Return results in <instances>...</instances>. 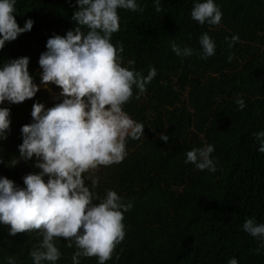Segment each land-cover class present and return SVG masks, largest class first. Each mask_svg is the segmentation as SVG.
Listing matches in <instances>:
<instances>
[{"label": "trees", "instance_id": "obj_1", "mask_svg": "<svg viewBox=\"0 0 264 264\" xmlns=\"http://www.w3.org/2000/svg\"><path fill=\"white\" fill-rule=\"evenodd\" d=\"M138 2L142 12L118 9L120 29L111 42L123 44L122 66L134 60L135 70L145 76L150 66L156 69L146 85L153 108L144 117L132 113L127 102L126 112L143 123L144 135L127 139L130 153L120 163L99 166L95 172L97 196L111 189L133 204L124 213V240L105 264H227L229 258L238 264H264V249L257 254L258 241L242 230L247 218L264 223V153L257 151L253 136L264 130V0H215L222 12L218 26L191 19L194 0H160L159 12L153 0ZM15 7L18 26L27 19L34 24L6 42L0 65L28 57L29 73L39 85L38 60L47 39L73 29L71 16L78 6L75 0H16ZM202 33L216 45L206 60L198 55ZM233 35L239 40L229 48L225 37ZM172 42L191 47L194 54L177 57ZM238 95L245 101L243 110L234 103ZM35 102L46 109L59 103L35 94L20 104L0 105L10 108V132L0 141L5 163L19 156L20 129L32 122ZM161 133L169 136L167 144L159 139ZM206 143L214 146L215 173L184 163L188 150ZM34 162L0 164V176L23 187L22 178L39 171ZM9 227L0 225V264L8 257L16 264H32L29 251L38 239L35 232L13 236ZM65 243L59 238L62 256L57 264H72L74 249ZM80 264H97V258H81Z\"/></svg>", "mask_w": 264, "mask_h": 264}, {"label": "clouds", "instance_id": "obj_2", "mask_svg": "<svg viewBox=\"0 0 264 264\" xmlns=\"http://www.w3.org/2000/svg\"><path fill=\"white\" fill-rule=\"evenodd\" d=\"M153 3L159 12L160 0ZM75 4L73 29L63 36L53 34L39 56V85L29 73L28 57L0 65V105L20 104L50 85L57 86L59 90L52 91H60L62 97V102L47 109L40 102L33 103L32 122L20 129L19 156L7 163L0 158L6 167L34 159L33 166L39 169L22 178L23 187L0 176V225L10 226L8 234L13 236L35 232L38 239L29 251L32 264H57L62 256L59 238H64L65 247L74 249L72 264L93 256L97 264L113 258L125 237L124 213L133 204L111 189L103 197L97 196L95 172L99 166L120 163L127 156V139L138 140L144 135L143 123L133 120L123 106L133 97V87L139 99L157 74L151 66L146 76L135 70L134 60L122 66L123 44L111 42L120 29L118 9L142 12L138 0H75ZM15 5L16 0H0V50L33 27L32 19L18 26ZM190 17L200 25L218 26L222 12L215 0H194ZM238 40V35L225 37L229 48ZM198 43L200 59L215 54V41L207 33L199 36ZM170 47L177 57L194 54L191 47L175 42ZM227 59L230 62L232 56ZM234 103L237 110L246 107L239 95ZM9 132L10 108L0 107V141H5ZM253 136L257 151L264 153V130ZM159 139L167 144L169 136L161 133ZM213 152L212 144L192 147L185 153L184 163L215 173ZM242 230L258 241L255 251L259 254L264 249V223L247 218ZM115 258L118 260L119 254ZM6 264H16L15 258H6ZM227 264H238V260L229 258Z\"/></svg>", "mask_w": 264, "mask_h": 264}, {"label": "rangeland", "instance_id": "obj_3", "mask_svg": "<svg viewBox=\"0 0 264 264\" xmlns=\"http://www.w3.org/2000/svg\"><path fill=\"white\" fill-rule=\"evenodd\" d=\"M60 92V91H59ZM59 92L54 93L52 89H45L43 87L39 88L36 94L44 95L48 99L57 100L62 102V97L59 96ZM138 91L133 89V97L130 98L128 102H131V112L137 115H141L144 117H148L152 113L153 102L151 100V96L145 91L143 94L139 95V99H136ZM7 103V102H5ZM127 103L123 106V110L126 111ZM127 154L130 153L128 149H126Z\"/></svg>", "mask_w": 264, "mask_h": 264}]
</instances>
